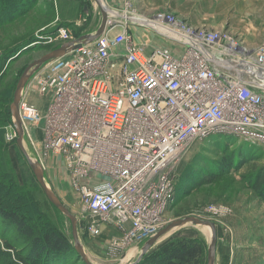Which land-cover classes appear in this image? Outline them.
Returning a JSON list of instances; mask_svg holds the SVG:
<instances>
[{
  "label": "built area",
  "instance_id": "2783aa9c",
  "mask_svg": "<svg viewBox=\"0 0 264 264\" xmlns=\"http://www.w3.org/2000/svg\"><path fill=\"white\" fill-rule=\"evenodd\" d=\"M123 4L108 14H129L130 0ZM150 22L155 26L146 28L169 47L134 43L127 28L142 24L109 15L99 37L35 77L43 110L24 96L19 102L26 135L36 138L31 129L38 130L41 152L62 163L85 222L79 231L94 238L107 225L118 232L105 245L114 260L167 225L194 146L234 134L264 148V41L251 47L171 13ZM206 212L215 215L218 207Z\"/></svg>",
  "mask_w": 264,
  "mask_h": 264
},
{
  "label": "rangeland",
  "instance_id": "374dc122",
  "mask_svg": "<svg viewBox=\"0 0 264 264\" xmlns=\"http://www.w3.org/2000/svg\"><path fill=\"white\" fill-rule=\"evenodd\" d=\"M2 2L3 0H0V3ZM141 3V0H130L127 12L146 21L171 13L188 25L197 27L204 25L210 29L223 31L230 38L239 39L251 47L264 41V0H177L174 3L178 7L177 12L169 10L168 4L164 9L151 8L153 9L151 12H146L145 9L137 10ZM24 5L22 7H26ZM22 7L17 5L14 10L6 12L1 10L0 24L3 19L7 22L15 15L18 16L22 10H26ZM98 13L97 6L92 0H38L27 13L19 15L18 18L14 17L9 24L0 25V56L3 59V62H0V75L5 71L8 72L5 79H17L29 62L74 39V35L92 19L94 20V17L100 18ZM138 27L142 28L140 30L142 32L134 35V38L140 43L147 42L161 48L169 47L165 43L168 42L165 38L152 31L148 34L146 26ZM60 31H65L68 38H63ZM22 42L25 44L19 47ZM39 46L46 50H39L42 48ZM40 68L29 77L28 81L32 82L28 84L29 88L24 98L43 110L46 99L37 95L33 82ZM31 131L36 133V138H29L26 135L25 144L28 152H32L41 162L44 179L51 190L77 216L80 211L77 198L69 191V185L61 171V161L41 152L37 141L40 133L38 130L35 131V128ZM9 132L13 133L12 127L5 126L0 159L3 167L0 164V171H3L5 176H8L9 172L12 173L16 178V185L21 186L24 185L23 167H26V163L15 145V137L12 140L6 138V133ZM224 157L232 160L229 163L230 167L220 165ZM183 167L175 185L174 201L167 213L169 222L185 216L210 220L216 226V255L219 262L233 259L231 264H264V197H260L251 187V179L264 168V148L239 135L216 134L194 146ZM221 171H224V174L215 181L204 183L207 175L211 173L218 175ZM15 197V192H11L12 202L16 201ZM31 197L38 201L40 212L49 218L70 242L69 221L48 204L41 191H34ZM210 205L218 207L215 215L206 212ZM84 226L85 222L81 219L78 228L83 229ZM101 227L102 233H105L106 228ZM196 227L187 225L178 228L165 242L179 236L199 235L203 237L207 249L208 239ZM7 231L9 239L19 237L17 233L12 232V228ZM78 233L86 252L94 260L110 263L106 247L102 246L104 241L101 237L90 238L79 229ZM0 243L4 245L1 236ZM162 244L151 248L148 253L157 250ZM139 247L135 248L139 250ZM93 250L96 253H93ZM5 261L6 259L2 258L0 263L4 264ZM122 263L123 260L120 259L119 264Z\"/></svg>",
  "mask_w": 264,
  "mask_h": 264
},
{
  "label": "trees",
  "instance_id": "16d2710c",
  "mask_svg": "<svg viewBox=\"0 0 264 264\" xmlns=\"http://www.w3.org/2000/svg\"><path fill=\"white\" fill-rule=\"evenodd\" d=\"M32 1L33 0H3V2L0 3V11L3 10L6 12L10 9L14 10L15 6L17 7V5H19L22 7L26 4L24 5L26 7H22L26 10H22L23 12L18 14V16H14L18 18L19 15L22 16L27 13L30 8H33L38 0ZM14 17L7 22L3 19L0 25L5 23L9 24ZM79 35L80 32H77L74 37L77 38ZM23 44H25V42H22L19 47ZM39 50L46 49L42 47ZM10 51H12V49ZM0 62H3L1 56ZM7 74L8 72L4 71L0 75V159L2 142L4 139V128L5 126H12L9 107L15 88L14 85H16L18 79H5ZM19 153L21 154L20 151ZM230 161L232 162L231 159L224 157L220 165L228 167ZM0 164L1 167H3L1 161ZM182 170L183 169H181V172ZM23 173L24 185L17 186L16 178L12 173L9 172V175L5 176V173L0 171V194L2 195L0 196V236L4 243V245L0 243V261H2V258H5L6 261L4 264H84L77 256L69 240L56 229L49 218L40 212L41 208L38 201L31 197V195H34V191H41L45 198L41 188L27 166V163L26 167H23ZM223 174L224 171H221L218 175L211 173L204 178V183H211ZM251 181L252 189L258 193L260 197H264V168H262ZM13 191L16 194V201L14 202H12L10 198L11 192ZM46 201L48 202L47 199ZM48 204L51 205L49 202ZM5 205H8V207H5ZM52 207L55 209L54 206ZM10 228H12V232L17 233L19 237L9 239V232L7 229ZM17 245H21V247H17ZM205 253L206 245L203 237L199 235L193 237L179 236L163 243L157 250L145 254L138 264H205Z\"/></svg>",
  "mask_w": 264,
  "mask_h": 264
},
{
  "label": "water",
  "instance_id": "95a60500",
  "mask_svg": "<svg viewBox=\"0 0 264 264\" xmlns=\"http://www.w3.org/2000/svg\"><path fill=\"white\" fill-rule=\"evenodd\" d=\"M100 9L101 21L94 33H86L77 38H74L70 41L64 42L59 47L54 48L38 58L29 62L24 69L22 70L21 74L19 75L14 91L12 96V101L10 104V112H11V120H12V129L15 133V144L18 147L19 151L21 152L22 156L24 157L27 166L29 167L31 173L33 174L36 182L38 183L39 187L41 188L45 198L48 202L55 207V209L62 214L68 221L70 226V243L74 250L76 251L77 256L84 264H106L99 260H94L88 252H86L84 246L79 240V233H78V221L76 215H74L63 203L62 201L56 196V194L51 190L49 185L46 183L45 179L43 178L38 166L33 161L31 156L29 155L28 151L26 150L24 143H23V135L24 129L21 123L20 115H19V102L21 99L22 90L26 84V81L29 78V75L33 69L36 67L46 64L47 62L54 60L56 58H60L65 56L66 54L80 48L82 45L90 43L94 41L97 37H99L108 22L109 14H108V7L104 0H93ZM203 226L209 229V238L207 242V249H206V264H215V255H216V246H217V238H216V226L214 222L206 219H201L195 216H185L179 219L172 220L167 223V225L159 230L155 235L151 238L147 239L136 258L129 262L128 264H138L141 259L149 252L151 246L155 243V241L162 236L164 233L172 230L182 228L184 226ZM109 264H119V260L110 259ZM117 261L116 263H113Z\"/></svg>",
  "mask_w": 264,
  "mask_h": 264
},
{
  "label": "crops",
  "instance_id": "0c3cea01",
  "mask_svg": "<svg viewBox=\"0 0 264 264\" xmlns=\"http://www.w3.org/2000/svg\"><path fill=\"white\" fill-rule=\"evenodd\" d=\"M104 1L106 3L107 7H109L112 10H115L117 12H122L124 10L123 0H104ZM141 2L142 3H141V5L138 6V9L137 10H141V9L144 10L145 9L146 12H151V10H153V9H156V10H159V8H163L164 9L167 4L169 5L168 8L171 11L177 12L176 9H178L177 5L174 4L175 2H177V0H174V1H171V2H169L168 0H141ZM151 8H153V9H151ZM94 9H95V7H94ZM97 9H98V7H97ZM98 12H99V10H98ZM98 15H100V14L98 13ZM100 21H101V15H100V18L99 19H97V18L95 19V17H94V20L92 19L91 22H89L85 27H83L80 30V35H83V34H86V33H94L96 31V29L98 28V26L100 24ZM194 26L197 27V25H194ZM204 27H206V26H204ZM146 29H147V33L150 34L151 33V30L148 29V28H146ZM118 30L119 29L116 28L114 31H118ZM140 30H142V28H139L138 26H133V25L132 26H129L127 28V31L132 35V40L136 44H140V42L138 40H136V38H134V35L141 34L142 31H140ZM144 39H146V38H144ZM168 42H165V43L168 44V45H170V41H168ZM143 44H148V43L147 42H144ZM61 167H62V165H61ZM61 171H62V174H63V169L62 168H61ZM63 177H64V174H63ZM64 179H65V177H64ZM69 191H70L71 194H73L71 192L70 188H69ZM75 215H76V213H75ZM76 217H77V221H78V225H79V222H80V220H78L79 217L78 216H76ZM102 226L104 228H106V231H105V233H102L103 232V229L101 227V235L98 236V237H101L102 238V241H104L102 243V246L105 247L107 241H109L112 236L118 235V232L113 227H111V226H107V225H102ZM90 238H93V237H90ZM143 243H141V244H143ZM133 249H136V248H133ZM92 252L93 253H96V251H94V250ZM137 253H138V250H137ZM124 258H125V256L123 258H121V260H123V263L122 264H128L129 262L133 261L131 259L132 258L134 259V256L131 257V258H127V259H124ZM232 261H233V259H228V260L226 259L225 262H223L222 260L219 262L218 259H217V255H215V264H231Z\"/></svg>",
  "mask_w": 264,
  "mask_h": 264
},
{
  "label": "bare ground",
  "instance_id": "6f19581e",
  "mask_svg": "<svg viewBox=\"0 0 264 264\" xmlns=\"http://www.w3.org/2000/svg\"><path fill=\"white\" fill-rule=\"evenodd\" d=\"M93 1V0H92ZM95 3V2H94ZM96 4V3H95ZM96 6L98 7V5L96 4ZM98 10H99V14H100V9H99V7H98ZM109 15H110V17L111 18H114V19H116V20H122V21H134V22H136V23H141L142 25H145V26H149V27H154L155 26V23L154 22H150V21H146V20H142V19H140V18H138V17H136L135 15H130V14H128V13H123V14H120V13H116V12H112V11H110L109 12ZM96 29V28H95ZM47 63H49V62H47ZM47 63L46 64H42V65H40V66H38V67H36L35 69H33L32 71H31V73H30V75H29V77L31 76V74H32V72H34L36 69H38V68H40L41 66H43V67H41L40 68V70L37 72V74L35 75V77L41 72V70L44 68V66L45 65H47ZM35 77H34V79H35ZM29 79V78H28ZM28 81V80H27ZM27 81H26V83H27ZM32 81H28V83L27 84H25L26 86H24V88H23V90H22V94H21V97H23L24 96V94L26 93V91L28 90V84L29 83H31ZM26 132H24V135H23V143H24V146H25V148H26V150L28 151V148L26 147ZM29 153V152H28ZM29 155L31 156V158L33 159V161L36 163V165L38 166V168H39V170H40V172H41V174H42V176H43V178H44V169H43V166H42V164H41V162L36 158V156L32 153V152H30L29 153ZM196 229L200 232V233H202V234H204L205 235V237L208 239L209 238V229L208 228H206V227H203V226H197L196 227ZM176 229H172V230H170V231H168V232H166V233H164L162 236H160L156 241H155V243L151 246V248H153V247H155V246H158V245H160V244H162L163 242H165L168 238H169V236L171 235V233H173V231H175ZM79 240H80V237H79ZM80 242H81V240H80ZM82 243V242H81ZM83 245V244H82ZM142 245L143 244H137V245H133V246H131V247H129L127 250H126V252H125V254H124V256H125V258L124 259H127V258H131L132 256H134V259L136 258V256H137V254L139 253V251H140V249H141V247H142ZM140 246V247H139ZM132 247H136V248H138L139 247V250H138V253H137V250L136 249H133ZM130 248H132V249H130ZM150 248V249H151ZM149 249V250H150ZM123 256V257H124ZM123 257H121V258H123ZM134 259H131V260H134Z\"/></svg>",
  "mask_w": 264,
  "mask_h": 264
}]
</instances>
